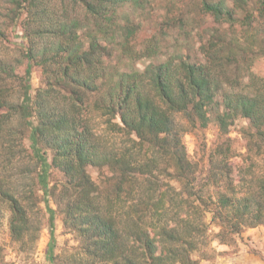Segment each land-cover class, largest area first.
<instances>
[{
	"label": "trees",
	"instance_id": "trees-1",
	"mask_svg": "<svg viewBox=\"0 0 264 264\" xmlns=\"http://www.w3.org/2000/svg\"><path fill=\"white\" fill-rule=\"evenodd\" d=\"M148 1L0 8V47L21 31L17 57L0 49V220L4 205L24 244L34 207L52 199L53 264H198L192 253L209 244L211 223L223 243L264 224V0H165L158 29L137 42L136 10ZM201 21L210 35L196 52L159 55L158 30L189 36ZM138 59H148L142 69ZM238 118L247 120L240 162L225 138L198 178L183 135L210 123L226 135ZM56 215L77 240L70 263L53 256Z\"/></svg>",
	"mask_w": 264,
	"mask_h": 264
},
{
	"label": "rangeland",
	"instance_id": "rangeland-1",
	"mask_svg": "<svg viewBox=\"0 0 264 264\" xmlns=\"http://www.w3.org/2000/svg\"><path fill=\"white\" fill-rule=\"evenodd\" d=\"M6 0H0V8L7 7L4 3ZM59 0H55L58 2ZM151 2L145 3V8L138 11V15H141L140 28L136 41L138 42L142 38H148L157 28V23L161 19L164 11L165 0H150ZM2 4V5H1ZM5 8L1 9V13H5ZM60 9V7H58ZM126 9V8H125ZM124 9V10H125ZM123 10V11H124ZM131 9H127L125 14L130 13ZM0 16V24L2 29L5 28L3 22L8 21ZM204 24L198 23V25H192L186 27V32L189 31V36L183 32L176 30H158L156 34L165 32L162 41L160 42V53L159 55L165 56L173 54V52L180 51L185 53L187 48H190L191 52H196L199 48L200 43L204 42L210 33L205 31L201 27ZM207 25V24H205ZM156 27V28H155ZM21 31L16 29L15 34L10 36L12 46L3 49L4 46L0 47L1 51L9 59H14L18 56L19 47L17 48L20 39ZM162 36V34H161ZM185 47V48H184ZM129 60V59H127ZM148 62V59H138L134 63L138 68L142 69L143 66ZM39 76L32 71L31 83L34 90L39 83ZM247 120L238 118L234 121L233 125L230 126L229 131L226 135L220 134L215 125L210 123L206 128L193 129L183 135V142L185 144L188 156L192 162L197 166L198 178L205 179L208 171V155L212 148H215L216 144L225 138H229L232 148L235 152L234 161L238 164L245 154L244 144L245 138L241 133V128L245 127ZM28 144V141L25 140ZM264 160V159H263ZM263 160H259V163H263ZM91 177L94 180L100 178L101 171L97 168H88ZM13 172V171H12ZM11 174V171L8 172ZM60 178L58 172L53 171L51 174V183ZM15 181L14 186L16 190H20L22 183L21 179ZM202 180V181H203ZM26 179L23 181L25 182ZM22 182V181H21ZM41 194V191H38ZM5 216L0 220V264H53L50 257L47 254V246L49 243V211L48 208L54 209L55 204L52 199L46 203L40 201L31 212V228L26 235L24 244L16 242L8 231L7 217L9 211H7L3 205ZM209 215H207V221H210ZM209 233L211 234V240L209 244L201 249L196 250L192 253V257L197 260L198 264H264V224L256 227H246L242 229L239 234H234L227 243H223L217 240L212 234L217 230V227L211 223L209 226ZM255 230V231H254ZM250 232V233H248ZM254 233V234H253ZM53 234L55 238V245L53 246V256H67V259L74 260V256L71 255L73 247L77 245L75 236L65 230L62 226V222L59 216H54L53 219ZM72 256V257H70ZM71 264H74L72 262Z\"/></svg>",
	"mask_w": 264,
	"mask_h": 264
},
{
	"label": "crops",
	"instance_id": "crops-1",
	"mask_svg": "<svg viewBox=\"0 0 264 264\" xmlns=\"http://www.w3.org/2000/svg\"><path fill=\"white\" fill-rule=\"evenodd\" d=\"M255 231V230H254ZM248 233H250V232H248ZM254 234V233H253Z\"/></svg>",
	"mask_w": 264,
	"mask_h": 264
}]
</instances>
